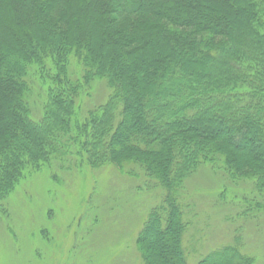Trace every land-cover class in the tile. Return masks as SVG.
Instances as JSON below:
<instances>
[{"label": "trees", "instance_id": "16d2710c", "mask_svg": "<svg viewBox=\"0 0 264 264\" xmlns=\"http://www.w3.org/2000/svg\"><path fill=\"white\" fill-rule=\"evenodd\" d=\"M78 163L159 193L144 264H255L238 238L193 262L186 187L209 167L264 197V0H0V221L25 178Z\"/></svg>", "mask_w": 264, "mask_h": 264}, {"label": "rangeland", "instance_id": "374dc122", "mask_svg": "<svg viewBox=\"0 0 264 264\" xmlns=\"http://www.w3.org/2000/svg\"><path fill=\"white\" fill-rule=\"evenodd\" d=\"M72 70H80L76 58ZM40 81L32 84L31 101L42 96ZM108 93L99 82L83 107ZM32 175L12 195L10 216L0 221V264H144L137 237L159 193L139 190L113 167L93 170L85 163L73 172L44 168ZM222 183L220 173L203 167L186 187L193 262L238 238L255 264H264V208L257 203L264 197L252 195L246 183Z\"/></svg>", "mask_w": 264, "mask_h": 264}]
</instances>
